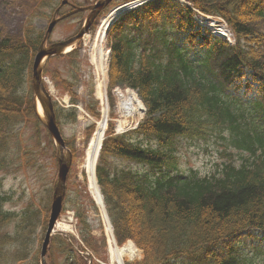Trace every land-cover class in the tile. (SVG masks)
I'll return each mask as SVG.
<instances>
[{"label":"trees","instance_id":"16d2710c","mask_svg":"<svg viewBox=\"0 0 264 264\" xmlns=\"http://www.w3.org/2000/svg\"><path fill=\"white\" fill-rule=\"evenodd\" d=\"M189 1L224 16L237 43L197 26L178 0H154L117 19L108 35L109 88L137 89L147 112L137 129L107 132L98 182L117 242L133 240L143 250L141 259L126 264H259L258 254L243 244L264 240V0ZM57 3L36 0L18 36L0 25V167L12 139L23 161L36 164L38 152L20 146L27 124L43 126L31 88L32 62L45 32L36 20L49 19ZM65 56L67 74L49 66L61 57L49 59L45 73L77 101L79 49ZM88 108L99 117L96 101ZM56 116L60 125L75 124L77 111L56 105ZM212 139L221 153L216 170L180 173L182 141ZM67 145L76 157L74 138ZM75 198L81 237L102 256L105 238L96 239ZM9 199L0 195V264H39L38 229L47 225L50 195L41 210L21 212L4 209ZM47 260L88 264L62 235L52 237Z\"/></svg>","mask_w":264,"mask_h":264},{"label":"rangeland","instance_id":"374dc122","mask_svg":"<svg viewBox=\"0 0 264 264\" xmlns=\"http://www.w3.org/2000/svg\"><path fill=\"white\" fill-rule=\"evenodd\" d=\"M79 5L88 6L92 5L95 0H77ZM36 0H0V25L3 30L11 35L18 36L21 33V29L30 11L35 5ZM121 2L116 4L119 5ZM70 10L69 7L62 9L64 13ZM87 12L80 13L76 16H72L64 21H60L55 27L53 34L50 37V42L59 41L68 38L69 36L76 33L81 23L85 19ZM106 14H104L105 16ZM100 23V21H99ZM98 23V24H99ZM38 26L45 28L49 21L45 17H39L36 20ZM98 24L96 27H98ZM96 29V28H95ZM83 62L86 58L81 57ZM85 58V59H84ZM69 65L68 59L62 57L58 60L52 62L51 67H59L63 71L66 66ZM85 78L82 88V98L81 101L86 104L90 99L89 96V69L85 67ZM244 93V92H242ZM58 97H65L66 94L57 89ZM117 102V101H116ZM102 110V109H101ZM115 115V110L110 106L109 122H113ZM93 118V117H92ZM94 119V118H93ZM86 122L84 119L79 120L76 126L66 123L62 125V131L66 139H72L76 137V145L79 149L78 158L73 161L71 166L70 183L68 186L69 196L71 198L76 197V191L79 189L80 201L87 205L89 219L92 224L95 235L98 237L105 233L106 226L103 222L102 213L99 209L96 210L91 199L93 197L89 182L84 177V161L86 154L87 143L85 142L86 133ZM115 124V123H114ZM109 125H107L108 128ZM20 146L28 145L32 147L39 154L37 156L39 167H26L24 165L23 159L19 156L16 150V145L14 144L16 140H12L13 143L10 146V150L4 157L5 167L0 168V194L2 195H12L13 199L6 203L5 207L14 211H22L28 207L37 208L41 204L43 198L46 194V188H51L53 186L54 180L56 179L58 172V165L56 159L54 158L53 152L54 148L49 145L47 138L45 137V129L39 128L36 130L34 124H27L23 130V136ZM39 140L41 141V148H36L39 146ZM184 142V141H183ZM180 154V170L188 174L192 169H194L200 175H208L212 171L216 170V163L221 162V153L219 152L213 141L205 142H191L183 143V146L179 149ZM78 185V186H77ZM68 205V203H67ZM64 217L66 216V211L63 212ZM72 234V233H68ZM259 248L264 251V241H260ZM246 244V245H245ZM243 244L246 246L248 251L252 250V242H247ZM141 256V251H138L134 256H125V258L131 260L139 258ZM259 264H264V256L259 259ZM177 264H182V262L175 261ZM105 264H112L110 261L105 262Z\"/></svg>","mask_w":264,"mask_h":264},{"label":"water","instance_id":"95a60500","mask_svg":"<svg viewBox=\"0 0 264 264\" xmlns=\"http://www.w3.org/2000/svg\"><path fill=\"white\" fill-rule=\"evenodd\" d=\"M112 0H99L95 5L91 7V12L88 15L84 26L81 28L78 34L68 38L67 40L56 42L46 47L45 42L47 37L51 33L55 20L50 24L47 34L44 37L43 43L39 47L38 52L35 55L33 63V74H32V84L34 89V99L40 102V105L43 109L44 118L43 122L48 127L51 135L56 141L57 144V159L59 164L58 177L55 181L54 191H53V200L51 206V213L48 223V228L45 233L44 241L42 244L41 250V261L42 264H47L46 262V253L49 246L50 238L52 235V230L54 223L61 211L62 202L65 196L66 191V179L69 172V168L72 161V154L70 150L66 147L65 141L62 137L60 129L56 122V116L54 111V105L51 100L42 78L44 63L47 58L59 55L65 52L69 47L77 43V41L89 31L92 22L94 21L97 14L105 8Z\"/></svg>","mask_w":264,"mask_h":264},{"label":"bare ground","instance_id":"6f19581e","mask_svg":"<svg viewBox=\"0 0 264 264\" xmlns=\"http://www.w3.org/2000/svg\"><path fill=\"white\" fill-rule=\"evenodd\" d=\"M121 10L116 11L107 21L110 22L112 18L116 14H118ZM105 24V27H106ZM105 27L103 29H105ZM128 107H131L129 103H127ZM107 118H108V111L107 108H105L104 115L101 120L97 123V128L93 136L91 137V140L86 148V154H85V161H84V168L87 172L88 179H89V187L91 188L94 196L99 201V203L102 205V194L97 182V178L95 175V167L97 163V158L99 154V150L101 147V143L103 141V138L105 136L106 128H107ZM105 215V213H104ZM105 218L107 219L106 215ZM62 229L67 230L68 226H62ZM111 231V230H110ZM138 251L137 247L133 242H129L128 244H125L122 247L118 246H112L111 248V254H112V260L113 264H123V260L125 256H134V254Z\"/></svg>","mask_w":264,"mask_h":264}]
</instances>
